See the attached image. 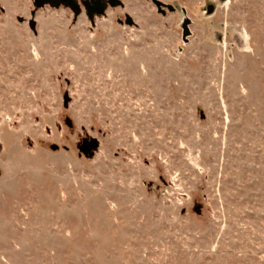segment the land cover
Instances as JSON below:
<instances>
[{
  "label": "rangeland",
  "instance_id": "rangeland-1",
  "mask_svg": "<svg viewBox=\"0 0 264 264\" xmlns=\"http://www.w3.org/2000/svg\"><path fill=\"white\" fill-rule=\"evenodd\" d=\"M157 1L0 0V264H264V0Z\"/></svg>",
  "mask_w": 264,
  "mask_h": 264
},
{
  "label": "flooded vegetation",
  "instance_id": "flooded-vegetation-1",
  "mask_svg": "<svg viewBox=\"0 0 264 264\" xmlns=\"http://www.w3.org/2000/svg\"><path fill=\"white\" fill-rule=\"evenodd\" d=\"M49 4L44 2L43 5H48L49 7H56L54 6L55 3L59 2V6L66 7L70 9L75 17H78L80 15L85 16L91 23V25H94V18L99 16L97 15V11L101 5L105 6L104 13L109 8H114L116 6H111V3L115 0H70L73 4H65L64 0H49ZM121 6V5H120ZM74 7V8H72ZM89 15H93V21L89 19ZM103 15V14H102ZM127 14H124V20L117 19L118 23H125V17Z\"/></svg>",
  "mask_w": 264,
  "mask_h": 264
},
{
  "label": "water",
  "instance_id": "water-1",
  "mask_svg": "<svg viewBox=\"0 0 264 264\" xmlns=\"http://www.w3.org/2000/svg\"><path fill=\"white\" fill-rule=\"evenodd\" d=\"M44 2H46V3L49 4L50 1H49V0H33V4H34L35 7H40V6H42ZM64 2H65V4H68V5L73 4L70 0H64ZM153 2L155 3V5H156L157 7H160L161 3H160L159 1H157V0H153ZM58 5H59V2H58V3H55L54 6L57 7ZM118 5H119V6L122 5L121 0H115V1H113V2L111 3V6H118ZM72 6H74V4H73ZM72 8H74V7H72ZM104 10H105V6H104V5H101V6L99 7V9H98V11H97L96 14H97V15H102V14H104ZM33 14H34V13L32 12L31 15H33ZM88 17H89V19H90L91 22H92V21H93V15H89ZM132 22H133V21H132L131 17H130L129 15H126V17H125V23L128 24V25H131ZM28 25H29V27H30L31 30L35 31V21H34L33 18L29 19V21H28ZM186 34H187V30H186L185 27H184L183 35H186ZM96 146H97L96 141L92 139V140H90V141L83 142V143L81 144V146H80L79 149H80L82 152H84L85 154H87V153L90 152L91 149L96 148Z\"/></svg>",
  "mask_w": 264,
  "mask_h": 264
}]
</instances>
